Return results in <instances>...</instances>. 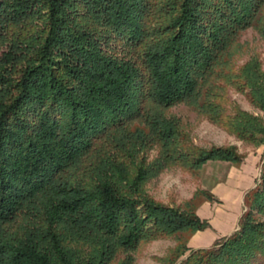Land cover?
<instances>
[{
  "label": "trees",
  "instance_id": "1",
  "mask_svg": "<svg viewBox=\"0 0 264 264\" xmlns=\"http://www.w3.org/2000/svg\"><path fill=\"white\" fill-rule=\"evenodd\" d=\"M155 3L0 0V38L6 25L28 17H40L43 25L18 78L0 75V264H109L141 241L183 233L185 247L176 257L188 251L187 238L209 227L196 215L197 206L179 210L139 192L164 160L139 166L132 178L115 170L120 176L114 182L71 185L62 178L106 131L143 118L146 101L164 109L188 101L238 141L264 143L260 116L241 109L227 114L216 102L221 81L264 114L260 62L229 65L240 32L252 28L264 41V0H159L168 15L165 30L138 52ZM110 43L134 53L113 54ZM143 122L151 128L148 140L162 142L167 153L179 136L177 123L162 114ZM177 157L192 170L244 158L235 146H191ZM243 205L230 236L191 250L178 264H264V160Z\"/></svg>",
  "mask_w": 264,
  "mask_h": 264
},
{
  "label": "rangeland",
  "instance_id": "2",
  "mask_svg": "<svg viewBox=\"0 0 264 264\" xmlns=\"http://www.w3.org/2000/svg\"><path fill=\"white\" fill-rule=\"evenodd\" d=\"M158 1L156 0L153 11L147 18L148 36L137 47L138 52H142L147 44L154 42L165 30L168 15L160 9ZM262 10L264 14V8ZM42 26L38 16L6 25L0 38V75L7 76L11 82L18 78L26 63L24 58L30 56L31 47L39 41ZM110 48L113 54L119 56H132L134 53H128V49L120 47L119 43H110ZM229 54V65H232L233 69L242 67L251 59H257L264 69V41L252 28L239 33L229 49ZM10 56L14 59L7 61L6 58ZM218 83L223 84V89L217 91V94H222V99L216 102L222 106L225 113L233 114L237 109L250 114L257 112L244 94L224 82H216ZM190 104L186 101L164 109L150 101L144 102L141 107L143 118L128 121L121 127L106 131L93 142L92 148L81 156L79 163L62 175L63 180L71 185H91L98 178H108L114 182L120 176L115 173L118 169L125 170L132 178L139 166L151 165L154 160L160 158L164 160L161 169L141 183L140 194L156 203L179 210H186L189 204L198 207L205 200L203 193L209 194L214 182L223 177L226 170L223 165L217 163L208 164L205 169L192 170L186 161L177 155L180 152L189 153L191 146L202 150L234 145L239 151H244V148L234 136L208 121L207 117ZM155 114H162L178 125L179 136L170 142L167 153L161 145L162 142L148 140L151 128L143 121L144 118ZM119 185L121 188L124 186L123 183ZM186 236L187 233H183L141 241L132 251L116 253L109 264H178L189 255V252H185L179 258L176 257V250L181 246L185 247Z\"/></svg>",
  "mask_w": 264,
  "mask_h": 264
},
{
  "label": "crops",
  "instance_id": "3",
  "mask_svg": "<svg viewBox=\"0 0 264 264\" xmlns=\"http://www.w3.org/2000/svg\"><path fill=\"white\" fill-rule=\"evenodd\" d=\"M257 111V110H256ZM264 120L262 112H252ZM264 123V121H263ZM244 151L237 152L244 156L240 164L222 161H209L199 169H205L208 164L223 165L226 170L223 177L214 182L209 192L212 201L206 199L196 209V215L207 221L209 227L192 233L186 241L187 252L210 248L217 240L230 236L238 227V221L244 211V197L252 190L260 176L261 163L264 160V143L253 145L238 141Z\"/></svg>",
  "mask_w": 264,
  "mask_h": 264
}]
</instances>
